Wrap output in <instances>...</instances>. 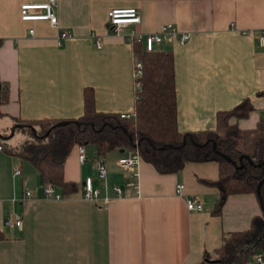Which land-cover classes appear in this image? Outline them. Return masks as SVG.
<instances>
[{
  "label": "crops",
  "instance_id": "0c3cea01",
  "mask_svg": "<svg viewBox=\"0 0 264 264\" xmlns=\"http://www.w3.org/2000/svg\"><path fill=\"white\" fill-rule=\"evenodd\" d=\"M25 1L0 0V79L9 86V100L0 105L1 132L15 118L79 116L86 85L98 110L133 111L135 54L131 43L109 31L112 7H137L141 19L134 26L142 35L167 22L190 34L182 43L156 45L173 51L180 130L213 128L216 112L243 97L254 109L238 120L240 127L254 126L264 111V0H57V26L21 19ZM63 29L72 35L58 44ZM19 132L7 141L22 142L24 135L14 140ZM85 149V163L75 146L65 160L64 178L76 182V189L60 200L42 196L44 183L30 161L0 150V264H197L205 253L214 257L230 231L247 228L261 213L253 192L230 194L214 211L218 192L207 182L218 176L214 160L187 161L178 171L161 173L142 159L139 193L100 206L81 196L80 183L95 176L98 156L109 185L122 183L127 173L117 159L124 151L98 155L93 144ZM18 165L22 173L14 174ZM176 183H184L203 210L187 209ZM25 187L33 196L24 195ZM16 215L20 226L4 222Z\"/></svg>",
  "mask_w": 264,
  "mask_h": 264
},
{
  "label": "trees",
  "instance_id": "16d2710c",
  "mask_svg": "<svg viewBox=\"0 0 264 264\" xmlns=\"http://www.w3.org/2000/svg\"><path fill=\"white\" fill-rule=\"evenodd\" d=\"M132 48L143 63V70L140 85L134 89L130 117L98 110L94 90L86 85L79 116L15 118L9 129L21 124L15 130L26 136L15 145L0 138L2 149L30 161L43 183L55 185L63 194L76 189V182L64 178V164L72 148L79 144H93L98 155L116 149H122V155L125 150L137 151L161 173L178 171L187 161L214 160L218 176L207 181L218 192L214 211H220L230 194L253 192L261 213L252 216L247 228L230 231L215 249V256L205 253L197 264H244L252 253L264 251V111L254 126L240 127L238 120L254 109L251 99L243 97L230 108L216 112L213 128L180 130L173 51H146L142 41L134 39ZM8 100V83L0 79V105ZM9 129L0 132L7 134ZM3 236L0 229V238Z\"/></svg>",
  "mask_w": 264,
  "mask_h": 264
},
{
  "label": "built area",
  "instance_id": "2783aa9c",
  "mask_svg": "<svg viewBox=\"0 0 264 264\" xmlns=\"http://www.w3.org/2000/svg\"><path fill=\"white\" fill-rule=\"evenodd\" d=\"M57 6V0H30L22 2L20 5V17L23 20H38L46 19L53 26L59 25L58 16L55 11ZM108 18V28L109 31L120 35L125 39V41L132 44L133 39L136 41H142L144 49L146 51H151L156 48L158 43L162 41H179L184 42L189 37L190 34L185 31H180L176 25L171 22L164 23L160 28L155 31L142 35L135 29V24L140 22V13L135 6H125V7H112L107 11ZM29 32L32 33L33 29L30 28ZM72 31L69 29H63L58 35V44L61 41L71 37ZM261 39L264 42V30L261 33ZM1 43V38H0ZM100 42L96 41V47H100ZM133 66V78L135 86L140 85L139 77L142 75L143 63L138 57L136 52ZM133 112L123 111L120 112L121 117H130ZM0 150H2V145L0 144ZM77 159L82 164L85 163L88 155L84 144H79L76 146ZM142 157L137 151H128L126 154L120 156L117 159V163L120 167L127 173V178L122 183H114L109 185L107 182V167L104 159L100 156L94 159V169L95 176L100 185L95 184V176L86 175L80 183V193L85 199L94 200L100 206H107L114 196L120 197L128 195L130 192L132 194L139 193V170L138 166L141 162ZM14 174H21L22 170L20 166H15L13 169ZM25 180L23 184L25 185ZM113 192V195L110 194ZM175 192L178 195H183L185 198L186 207L189 210L201 211L203 210V205L198 201L194 195H189L185 193L184 183H176ZM24 195L26 197L33 196L32 191L25 187ZM42 196L45 198L52 199H64L65 194L60 192L57 187L51 183H44L42 185ZM4 222L6 224L14 223L20 226L22 219L19 215L14 217L8 216L5 218ZM244 264H264V254L260 251L252 253Z\"/></svg>",
  "mask_w": 264,
  "mask_h": 264
},
{
  "label": "water",
  "instance_id": "95a60500",
  "mask_svg": "<svg viewBox=\"0 0 264 264\" xmlns=\"http://www.w3.org/2000/svg\"><path fill=\"white\" fill-rule=\"evenodd\" d=\"M20 125L21 124H15L13 127H11V129H10L8 134H3V133L0 132V138H2L4 140H7V139L11 138L13 136V134H14L15 129L17 127H19ZM32 129L34 130V128H32ZM49 130L47 132H49ZM121 151H122V149H121ZM223 156L228 158L226 155H223ZM261 182H262V180L258 183L257 191H259V187H260Z\"/></svg>",
  "mask_w": 264,
  "mask_h": 264
},
{
  "label": "rangeland",
  "instance_id": "374dc122",
  "mask_svg": "<svg viewBox=\"0 0 264 264\" xmlns=\"http://www.w3.org/2000/svg\"><path fill=\"white\" fill-rule=\"evenodd\" d=\"M9 131H10V130H7L6 133L8 134ZM4 134H5V133H4ZM23 135L26 136L25 133H23V134H21V132L17 133L16 135H14V140H15V139H18V138H21V136L23 137ZM12 138H13V136H12L10 139L12 140ZM24 138H25V137H24ZM14 140H13V141H14Z\"/></svg>",
  "mask_w": 264,
  "mask_h": 264
}]
</instances>
